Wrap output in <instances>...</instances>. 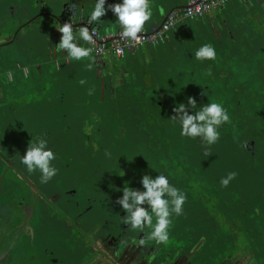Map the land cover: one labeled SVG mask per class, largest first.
<instances>
[{
    "label": "flooded vegetation",
    "instance_id": "af4514ba",
    "mask_svg": "<svg viewBox=\"0 0 264 264\" xmlns=\"http://www.w3.org/2000/svg\"><path fill=\"white\" fill-rule=\"evenodd\" d=\"M157 1L150 0V7L155 9ZM114 3L119 0H106L105 7ZM263 3L244 0L245 18L200 19L208 21L200 27L205 28L206 43L215 46L216 59L187 72L191 87L170 84L167 89L184 91L171 102L159 96L156 101L143 98L145 94L137 97L136 104L156 109L145 116L154 133L145 134L142 142L146 144L138 158L133 154V160H124L118 158V140L131 146L135 133L129 134L123 124L118 127V109L126 106L118 101V58L104 54L110 59L108 69L98 66L95 54L74 64L55 50L62 35L57 29L60 25L69 23L75 31L92 24L88 16L94 0H0V264H69L70 260L88 264L86 253L92 251L88 246L94 233L95 240L111 231L117 236L121 232L150 239V228L141 232L125 225V213L116 200L127 185L142 190V175L158 173L167 175L186 196L183 213L171 216L169 241L163 244L173 262L182 264L195 255L192 264L198 260L203 264H261L255 260L262 256L253 253L248 239L241 241L240 231L250 235V220L260 216L261 210L257 199L262 198L259 191L251 192L248 174L251 160L264 162V87L257 85L264 79ZM101 18L116 17L109 10ZM243 66L249 74L242 81L247 82L234 86L235 80L240 81L235 71ZM73 73L84 78L72 82ZM93 75L96 82L102 79L98 83L102 81L104 93L94 95ZM240 91H249L260 105L252 98L245 100L246 105ZM226 94L231 96L227 111L232 116L220 126L215 144L180 135L179 124L172 119L177 103L187 104L192 97L199 107L212 96ZM40 138L46 139L55 155L51 164L57 174L47 183L40 182L38 170L30 173L20 162L29 143ZM222 154L227 159L220 158ZM193 164L198 167L194 178ZM233 168L238 171L229 187H218V173L225 177ZM204 206L208 208L206 221ZM190 220H196L195 224ZM195 228L194 235L191 230ZM228 242L233 246L219 258L214 248Z\"/></svg>",
    "mask_w": 264,
    "mask_h": 264
},
{
    "label": "clouds",
    "instance_id": "9594fccd",
    "mask_svg": "<svg viewBox=\"0 0 264 264\" xmlns=\"http://www.w3.org/2000/svg\"><path fill=\"white\" fill-rule=\"evenodd\" d=\"M105 3L106 0H94V6L88 16L89 22L93 25L99 24L101 17L111 10L116 17L115 24L120 26V35L133 41L138 40L140 38L138 33H143L144 25L152 17L150 0H121L119 3L108 5L107 8ZM159 12L164 15L165 10L161 7ZM57 29L62 35L56 51L62 52L69 61H81L92 56L94 51L91 47L94 39L92 33L96 32L95 27L91 33L87 27H79V31L76 32L69 23H64ZM111 32L112 25H107L105 34ZM216 56L215 46L211 43L202 44L194 51V58L198 61H214ZM80 83L84 84L85 81L81 80ZM188 109H191V114ZM173 112L175 115L172 119L179 124L180 135L199 138L206 145L215 144L220 138V126L230 121L229 113L222 104L207 100L197 107L192 97L187 99V104L177 103ZM84 131L87 134L90 130L85 128ZM105 156L109 154L105 153ZM54 159V152L48 142L40 138L29 143L20 162L30 173L38 170L40 182L47 183L57 174V169L51 164ZM235 176V172H230L222 177L219 183L227 187ZM140 185L142 190L127 185L122 191V196L116 200L121 211L125 213L122 220L128 227L141 232L146 227L150 228L149 238L156 244L166 245L169 241L171 216L173 214L180 216L183 213L186 196L172 185L168 176L163 173H158L155 177L142 175ZM145 205L146 207H143ZM151 259V256L147 258V264H151Z\"/></svg>",
    "mask_w": 264,
    "mask_h": 264
},
{
    "label": "rangeland",
    "instance_id": "374dc122",
    "mask_svg": "<svg viewBox=\"0 0 264 264\" xmlns=\"http://www.w3.org/2000/svg\"><path fill=\"white\" fill-rule=\"evenodd\" d=\"M186 23L191 28V36H189V37L190 38L192 37L191 39H188V41H187L188 44H185V42L183 40H181V38L178 36L177 33H173L171 36H173L172 38H174V44L179 47V51L176 52L175 51L176 47H174V46L170 47L172 45V43L169 42L167 39L165 40V42L161 43L159 45V47H161L160 50H162L163 49L162 48L163 44L167 43L165 45V48H166V50H167V48H169L168 50H169L170 54L173 55V56H170L171 63L168 66H162L161 69L163 68L162 70H165L167 68L168 70H171V68L175 67V68H180V72L183 71V70H186L185 72L182 73V76L184 77V81H185V82L183 81L184 86L188 88V87H191L192 84H190L188 82L187 70H193L195 65H199L200 63H203V61H198V60H196L194 58V51H195V49H197L202 44H205L207 39L206 38H202L203 40L200 41L199 39H197L198 35H195V34H205V32H206L205 28L204 27H200L202 24L198 25L199 23H191V22H186ZM182 24L184 25V22L183 23L182 22H178L176 24V25H178L180 30H182L181 29L182 28L181 26H183ZM104 29H102V31H101L102 33H104ZM193 34H194V37H193ZM187 37H188V35L186 36V38ZM194 45H197V46H194ZM192 55H193V57H192ZM235 59H236V56L233 59L234 62H235ZM179 61H180V64H176ZM192 63L194 64V66H193ZM155 68L156 67L152 68L153 71H154ZM200 68H201V66H200ZM245 68H246V66H243L242 69L238 68L235 71V74L240 76V81L235 80L234 81V86H238L240 84H244V83L247 82V80L242 81L243 78H245L244 75L249 74V73L245 72ZM200 73H201V69H200L199 74ZM204 74H205V71L201 74V77H204ZM68 75L71 76L72 74H68ZM80 78H84V77L81 74H76L75 75L73 73V78L71 77V81L73 82V81H75L77 79H80ZM209 82H211V81H209ZM215 82L219 83V80H217ZM157 84L158 85L155 86L154 88H152V87L148 88V86H146V85L143 86V87L142 86H135L134 87L132 85H129L128 89L129 90L133 89L132 95L128 96V97L118 96V101H121V104H123V103L126 104L124 110L118 109V127H119V125L123 124L124 125V130L127 131L129 134H134L135 133L133 139L131 140V146H124L123 142L118 140V158L122 157L124 160H131V159L133 160L132 157H134V155L136 156V158H138L140 156V151L139 150H140L141 146H145V144H146V142H142L145 139V137H146L145 134L149 135V133H154L152 131V123L150 122V119L147 118V117L145 118V116L148 115V112H156V109L152 108V107H150L149 109H146V108H143L141 104H136L135 100L137 99V97H141V95L144 96V94H145V96L143 98L149 97V101H156V100H158L156 96H159V97L163 98L161 100H164L165 103H166V101L167 102H171L172 99L173 100L177 99V97H173L175 95L167 92L168 85L165 83V81H163V83H162V81H161V83L158 81ZM89 85H91V82H88V86ZM109 85H110L111 89H113L112 84H109ZM257 85L260 86V88L264 87V79L262 81H258ZM98 86H99V84H98ZM75 88H77V87L74 86V89ZM191 89H193V88H191ZM92 90H93L94 95L98 94L97 88L92 87ZM118 90L120 91L121 89L118 88ZM171 90L173 91V89H171ZM88 91H90V90H88ZM88 94H89V92H88ZM243 94H247L249 96H245ZM250 94H249V91H244V92L240 91L239 97L242 100V102L246 103V105H248V103L245 100L246 99H251V98L255 99L256 100V104L260 105V101L257 98H254L253 96L251 97ZM262 99H263L262 101H264V98H262ZM230 100H231V96L229 94H226V95H224L222 97H219V98L217 96H212L211 97V101L212 102H218V103L222 104L223 107L226 108V109L229 106V101ZM257 101H259V102H257ZM247 107H249V106H247ZM228 113L230 114L229 116L231 118V116H232L231 111L228 112ZM130 115H133V117L130 116ZM235 115H237V114H235ZM235 127H237V125H235ZM136 142H138V143L134 145V143H136ZM207 148L208 149H206V150L210 151V147H207ZM194 149H195V146L193 147V150ZM194 157H199V156H197V154L196 155L194 154ZM220 158L227 159V155L226 154H222L220 156ZM198 162H202V159L198 160ZM193 165L195 167V170H191V173H192L193 178H194V176H195V174L197 172L196 170L198 169V167H196V164H193ZM237 171H238L237 168H233V170H232V172H237ZM196 176H197V174H196ZM218 177L222 178L223 176L221 175V173H218ZM252 181H253V179H252ZM230 183H232V182H230ZM217 184L218 183L213 184V187L215 185H217ZM229 184H228V187H229ZM192 185L194 187L196 186L195 184H192ZM194 187L192 188V190H195ZM202 187L205 188V182L202 183ZM218 187L225 188L220 183L218 184ZM230 192H231V190H228L226 193H230ZM251 192L256 194L257 190L254 189V190H251ZM222 194L223 193L220 194V197H222ZM257 202H259V204H261V210L259 209L260 210V216L256 215L255 219H251L250 220V222H251L250 224H251V227H252L251 230H253V232L249 235L247 233L248 231H246V229H245L246 232H241L240 231V237H241V241H243L244 239H248L250 241L251 245H252L251 247L253 248V250H255V251H253V253L254 254H259L260 256H262L261 260H264V209H262V207L264 208V199H257ZM203 209L205 211H202V215H203V219H205V221H206L207 220V216H208V210H207L208 208L204 206ZM195 221L196 220H190V222H193L194 224H195ZM257 229H258V231H257ZM196 230H197L196 228L194 230H191V233H193L195 235L197 233ZM224 230H225V227H224ZM234 230H236V229H233L230 232H227V234L228 233L231 234ZM203 233H205V232H203ZM136 235L137 234H135L134 236H136ZM232 246H233L232 243L228 242L224 246H219L217 248L215 247L214 250L216 249L215 252H217V254H219V256H218L219 258H223V255H225L227 253V251ZM88 253L89 252H87L86 254H88ZM259 258L260 257H258V259L256 258L255 261L262 264L263 262ZM69 264H75V262L73 260H70ZM196 264H203V263H202L201 260H198L196 262Z\"/></svg>",
    "mask_w": 264,
    "mask_h": 264
},
{
    "label": "crops",
    "instance_id": "0c3cea01",
    "mask_svg": "<svg viewBox=\"0 0 264 264\" xmlns=\"http://www.w3.org/2000/svg\"><path fill=\"white\" fill-rule=\"evenodd\" d=\"M243 1L244 0H232V2L228 3L225 8L219 9V10H213L211 12H208L204 18H210L213 20V18L216 20L217 18H245V13H242V6H243ZM250 1V0H248ZM120 2V0H119ZM164 3V4H163ZM187 3V0H165L164 2L160 3V0L156 2V8L153 11V15L151 19L146 22L144 25V29L146 31H151L154 27L160 25L163 21L166 15L169 14V12L175 8V6H182L180 8H177L175 10L181 9L185 6ZM159 6H161L165 12L164 15H161L159 12ZM153 10V9H152ZM205 19L202 21H196L195 23H199L198 25L201 24V22H204L207 24L208 21L205 22ZM211 20V21H212ZM113 21V29L120 30V26L116 23V18H101V22L98 25V30L101 32L102 29H104L107 25H111ZM183 25V24H182ZM184 24L181 26L182 30L179 29L178 25H176L173 29L170 30L168 33L170 42L172 43V46L176 47L175 51H179V47L174 44V38L171 36L173 33H177L178 36L185 42V44H188V39H191L188 35L186 38V34L183 32L184 31ZM173 31V32H172ZM102 33V32H101ZM105 33V29H104ZM206 34V32H205ZM205 34H195L198 35L197 39L200 41L203 40L202 38H206ZM194 37V34H193ZM167 43H164L162 46V50H160L161 47L158 46V48H154L149 44H143L141 45L138 49L131 50L127 52L126 56L124 58L118 59V88L121 90H118V96L122 97H128L132 95L133 89L129 90V85L132 86H148L154 88L157 86L158 81L165 83L169 86L170 84H178V86H184V77L182 76V73L185 72L186 70H183L180 72V68H171V70H168L167 68L165 70H162V66H168L171 63L170 56H173L169 52V48H165V45ZM197 46V45H194ZM196 50V49H195ZM175 52V53H176ZM95 53H92L94 55ZM95 56H97L95 54ZM98 57V56H97ZM193 57V55H192ZM110 62V59L108 56H101L100 60L97 58V64L98 66H102L103 68L109 67L107 66L106 63ZM74 64H77V61L73 62ZM176 64H180V61L177 62ZM193 64V63H192ZM194 66V64H193ZM153 67H156L153 71ZM111 68V67H110ZM100 69V68H98ZM97 69V70H98ZM101 70V69H100ZM190 70H187V72ZM97 73V72H96ZM75 74V73H74ZM188 75V73H187ZM189 76V75H188ZM93 76H90V78H93ZM97 77V76H96ZM189 79V77H188ZM101 78L96 82V78L94 77L93 82H92V87L97 88L98 94L104 93L102 90V84L101 82L98 83ZM185 82V81H184ZM189 82V80H188ZM193 83V81H191ZM113 82H109L111 84ZM94 84V85H93ZM100 84V86H98ZM108 84V85H109ZM106 85V84H105ZM110 87V85H109ZM111 89V87H110ZM161 89V88H160ZM112 91V90H111ZM167 92L175 95V97L184 95V91L180 90H174L173 92L170 89H167ZM167 95V94H166Z\"/></svg>",
    "mask_w": 264,
    "mask_h": 264
},
{
    "label": "water",
    "instance_id": "95a60500",
    "mask_svg": "<svg viewBox=\"0 0 264 264\" xmlns=\"http://www.w3.org/2000/svg\"><path fill=\"white\" fill-rule=\"evenodd\" d=\"M256 3L257 2L254 4ZM263 6L264 3L260 6V8L264 9ZM180 7L182 6H175V8H173L170 12ZM160 8L161 6H159L158 9ZM152 9L153 15L154 8ZM111 25L113 29V21ZM86 27L89 29H92L93 27L98 29L97 25L92 24ZM184 31L186 35L190 34L188 29H184ZM166 39L170 42L168 34ZM100 57L101 56L97 57L98 60H100ZM106 65H109V67H107L108 69L111 67L110 62H107ZM111 77H113V75ZM251 152L254 154V145H252ZM95 237V233L92 234L89 241L90 245L88 246V248H91L92 251L90 250L91 252L87 254L88 257L86 256L87 258L85 259V263L93 264L94 262L97 263L101 260L98 264H147V258L149 256L152 257L151 264H172L173 262V259L170 258V252H168L169 248L163 244L157 247L155 241L148 238L141 239V235L138 237L134 235L130 237L125 233L121 234V232H118L117 236L111 231L105 237L99 236L98 240H95ZM100 240H103L102 245H99ZM164 253H166V255L163 257ZM194 257L195 255H193L190 259L184 260L182 264H192L194 262ZM173 264H179V262H173Z\"/></svg>",
    "mask_w": 264,
    "mask_h": 264
},
{
    "label": "built area",
    "instance_id": "2783aa9c",
    "mask_svg": "<svg viewBox=\"0 0 264 264\" xmlns=\"http://www.w3.org/2000/svg\"><path fill=\"white\" fill-rule=\"evenodd\" d=\"M232 0H188L185 6L181 9L174 10L166 15L164 21L154 27L151 31L144 29L143 33L139 34L138 40H131L122 37L120 30L112 29L108 35L101 33L96 29L93 34V42L91 47L93 53L97 56H103L110 53L118 59L124 58L127 52L138 49L143 44H149L157 48L161 43L165 42L167 34L173 29L178 22H196L204 18V16L213 10L225 8ZM89 29V28H88ZM79 31V27L76 28ZM90 33L92 29H89ZM119 49V51H117Z\"/></svg>",
    "mask_w": 264,
    "mask_h": 264
},
{
    "label": "trees",
    "instance_id": "16d2710c",
    "mask_svg": "<svg viewBox=\"0 0 264 264\" xmlns=\"http://www.w3.org/2000/svg\"><path fill=\"white\" fill-rule=\"evenodd\" d=\"M191 23H195V22H191ZM189 28L190 27L188 26V24H186L184 26V29L189 30ZM263 138H264V136H262V139ZM263 146H264V142H263ZM248 175L251 179V183H250L249 187L251 188V190L255 189V190L259 191V195L261 196L262 199H264V194L261 193L264 191V162L258 161L255 163L253 160H251V169H250ZM252 179H253V181H252Z\"/></svg>",
    "mask_w": 264,
    "mask_h": 264
}]
</instances>
